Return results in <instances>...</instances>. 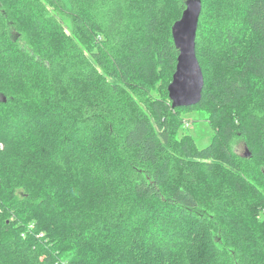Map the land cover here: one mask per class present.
Listing matches in <instances>:
<instances>
[{
    "label": "trees",
    "instance_id": "16d2710c",
    "mask_svg": "<svg viewBox=\"0 0 264 264\" xmlns=\"http://www.w3.org/2000/svg\"><path fill=\"white\" fill-rule=\"evenodd\" d=\"M185 8L0 0V264H264V0H202V99L174 108Z\"/></svg>",
    "mask_w": 264,
    "mask_h": 264
},
{
    "label": "water",
    "instance_id": "95a60500",
    "mask_svg": "<svg viewBox=\"0 0 264 264\" xmlns=\"http://www.w3.org/2000/svg\"><path fill=\"white\" fill-rule=\"evenodd\" d=\"M185 4L181 18L172 25L175 46L179 50L176 69L168 86L169 98L174 108L199 103L205 83L196 52L202 0H185Z\"/></svg>",
    "mask_w": 264,
    "mask_h": 264
},
{
    "label": "rangeland",
    "instance_id": "374dc122",
    "mask_svg": "<svg viewBox=\"0 0 264 264\" xmlns=\"http://www.w3.org/2000/svg\"><path fill=\"white\" fill-rule=\"evenodd\" d=\"M153 82L157 83L158 80H153ZM183 114L185 115V124H188L186 128L183 129V133L191 134L196 139L199 147L209 144L214 130L211 128V125L208 122V114L203 110H184ZM233 148L236 152L242 155L251 153V150L246 146L244 140L241 138H238L235 141ZM46 167V162H41V164H32V169L36 168L35 170H40V176H42V178L47 175V179H52V176L48 175L50 173L49 171L47 172L48 168Z\"/></svg>",
    "mask_w": 264,
    "mask_h": 264
}]
</instances>
